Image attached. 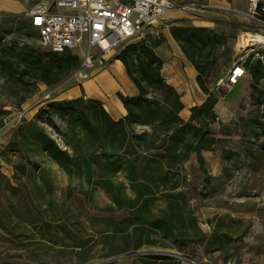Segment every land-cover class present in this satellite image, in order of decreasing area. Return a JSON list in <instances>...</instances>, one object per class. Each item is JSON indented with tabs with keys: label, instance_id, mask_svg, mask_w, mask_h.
Wrapping results in <instances>:
<instances>
[{
	"label": "trees",
	"instance_id": "16d2710c",
	"mask_svg": "<svg viewBox=\"0 0 264 264\" xmlns=\"http://www.w3.org/2000/svg\"><path fill=\"white\" fill-rule=\"evenodd\" d=\"M168 31L196 71L204 101L190 108L186 121L180 118L181 96L163 78L162 61L155 53L161 37L122 46L112 59L122 63L137 90L134 96L116 94L125 110L122 118L112 119L101 101L80 96L47 102L30 120H20L11 128L0 149V160L12 168L8 177L0 164L1 233L54 248L87 246L89 238L83 236L68 201L70 185L64 194L56 192L52 175L56 169L68 179L76 177L89 188L103 190L106 209L125 213L107 225L123 236L124 252L159 246L191 259L194 247L204 246L207 254L230 242L227 233L207 235L200 230L185 191L184 168L194 154L205 175L202 187L210 185L202 152L219 142L210 126L222 123L214 111L218 96L209 89V74L214 51L227 38L209 26L171 25ZM4 37L0 26V78L11 86L13 104L24 101L37 83L53 88L80 70L81 60L73 51L39 50L26 41ZM241 67L250 80L251 103L259 111L264 104L260 90L264 52L248 55ZM159 198L165 205L155 208ZM107 227L102 235H108ZM138 259L141 264H182L170 256Z\"/></svg>",
	"mask_w": 264,
	"mask_h": 264
},
{
	"label": "rangeland",
	"instance_id": "374dc122",
	"mask_svg": "<svg viewBox=\"0 0 264 264\" xmlns=\"http://www.w3.org/2000/svg\"><path fill=\"white\" fill-rule=\"evenodd\" d=\"M172 1L179 3L185 0ZM205 1L209 3V0ZM32 3L33 1L27 0L28 7ZM258 5L260 10L256 9ZM249 6L255 7L253 17L250 16ZM209 10L219 13L221 19L205 20L206 18L199 16L204 13L195 15V19L205 20L210 28L227 38L226 43L217 46L214 51L208 86L218 97L225 96L218 112L222 118L226 119L228 116V120L210 126L217 134L219 142L210 151L202 152L207 175L211 176L210 185L202 187L205 175L200 173L195 156L191 154L184 164L188 184L185 191L203 232L207 235L212 232L217 235L227 233L231 240L220 250H212L207 254L204 253V246L194 247L191 260L199 264H264V146L260 147L264 142V104L259 111L252 105L251 89L244 80L241 81L244 76L248 77L247 73L232 86L223 88L219 85L226 82L235 66L243 65L248 55L256 53L257 50L264 52V42H250L247 39V34H257L264 40V0H244L242 8L231 4ZM160 25L159 34L163 27ZM0 26L5 33V41H26L42 50L37 31L31 27L26 12L0 13ZM120 48L105 56L102 63L94 62L93 67H103ZM91 51L97 54V50ZM93 67L81 71L88 72ZM82 79L78 77V81ZM74 83L76 80L67 81L63 88ZM11 90V86L0 78V149L8 142L11 128L20 120H30L34 115L33 107L49 100L60 88L49 87L40 92L35 85L32 93L19 105L13 104ZM260 90L264 92V80ZM0 164L1 172L10 177L11 166L3 160H0ZM52 175L58 195L65 190L67 184L70 185L71 198L68 201L83 229V236L89 238L87 246L81 250L54 248L45 243L32 244L24 239L19 241L0 232V264H104L127 253L124 252L123 236L113 233L111 225L107 227L109 221L125 213L106 209V193L99 188L87 187L83 180L76 177L68 179L56 169L52 170ZM161 202L163 199L159 198L154 207L158 208ZM106 227L108 235H102L100 232ZM135 238L131 239V244ZM145 251L177 254L159 246H142L131 252ZM178 260L182 264H194L187 260Z\"/></svg>",
	"mask_w": 264,
	"mask_h": 264
},
{
	"label": "built area",
	"instance_id": "2783aa9c",
	"mask_svg": "<svg viewBox=\"0 0 264 264\" xmlns=\"http://www.w3.org/2000/svg\"><path fill=\"white\" fill-rule=\"evenodd\" d=\"M26 15L38 34L40 46L48 51L75 52L81 69L118 48L141 40L159 37L158 27L165 14L173 11L190 16L211 8L205 0H31ZM252 2V0H249ZM250 16L255 7L249 6ZM83 48L84 50H81ZM97 50V54L91 50ZM241 69V73L237 69ZM243 69L235 66L220 87L232 86L242 77Z\"/></svg>",
	"mask_w": 264,
	"mask_h": 264
},
{
	"label": "crops",
	"instance_id": "0c3cea01",
	"mask_svg": "<svg viewBox=\"0 0 264 264\" xmlns=\"http://www.w3.org/2000/svg\"><path fill=\"white\" fill-rule=\"evenodd\" d=\"M208 4L211 6V8H224L231 6V4L238 8H242L244 5V0H209ZM28 8L27 0H0V13L23 14L27 12ZM203 13L204 15L199 16L206 18L205 20L221 19V15L217 12L214 13L210 12V10H207ZM195 17L196 16H190L180 11H173L165 14L161 22L163 27L159 34L161 35L159 37H161L162 43L155 49L156 55L162 61L161 74L163 78L168 84L173 86L181 96L180 100L183 104V109L180 111L179 116L184 121H186L190 115V108L200 105L204 101L205 95L200 91L196 83V71L194 70L193 66L186 61L179 47L170 36L168 30L171 25L190 24L196 26H208L205 20H196ZM163 21L168 23L166 24ZM78 77H82L83 79L78 81ZM72 80H76V83L70 85L69 87L63 88V85H65L67 81ZM243 80L249 85V77L245 78L244 76L241 81ZM36 85L40 92H43L46 88H49L42 83H38ZM58 86L60 90L57 92V94L52 96L49 100L42 101L33 107L32 115L35 114L36 111L43 107L47 102L84 96V98H91L101 101L104 109L107 111L110 117L114 120H118L125 115V110L116 94L121 93L125 96H134L137 93L136 87L128 78L122 63L112 58L103 67L97 65L88 72H86V70L75 72L73 75L67 78L66 81ZM36 94H38V91ZM224 97H218V101L214 106V111L217 114L220 122H226L228 120V116L226 119L224 117L222 118L218 112V108L223 104ZM164 205L165 202L163 201L159 207H163ZM198 226L203 232L199 222ZM130 252L131 251H128L127 253H124V255L129 254ZM119 256L122 255H118V257ZM111 264L141 263L137 257L128 256Z\"/></svg>",
	"mask_w": 264,
	"mask_h": 264
},
{
	"label": "water",
	"instance_id": "95a60500",
	"mask_svg": "<svg viewBox=\"0 0 264 264\" xmlns=\"http://www.w3.org/2000/svg\"><path fill=\"white\" fill-rule=\"evenodd\" d=\"M143 255H160V256H170V257H174V258H178V259H183V260H187L189 262H193L194 264H199L197 262H194L193 260L189 259V258H186L184 256H181V255H178V254H175V253H171V252H163V251H145V252H133V253H129V254H125V255H122V256H119L117 258H114L112 260H109L107 262H105L104 264H111L115 261H118V260H121L125 257H128V256H133V257H136V256H143Z\"/></svg>",
	"mask_w": 264,
	"mask_h": 264
},
{
	"label": "bare ground",
	"instance_id": "6f19581e",
	"mask_svg": "<svg viewBox=\"0 0 264 264\" xmlns=\"http://www.w3.org/2000/svg\"><path fill=\"white\" fill-rule=\"evenodd\" d=\"M242 37V36H241ZM247 39L250 41V42H264V40L257 34H247ZM242 40V39H241ZM237 72L238 73H241V69L238 68L237 69Z\"/></svg>",
	"mask_w": 264,
	"mask_h": 264
}]
</instances>
